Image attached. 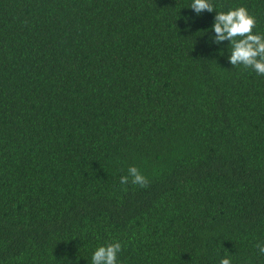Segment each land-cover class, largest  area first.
I'll return each instance as SVG.
<instances>
[{
  "label": "trees",
  "instance_id": "obj_1",
  "mask_svg": "<svg viewBox=\"0 0 264 264\" xmlns=\"http://www.w3.org/2000/svg\"><path fill=\"white\" fill-rule=\"evenodd\" d=\"M209 2L0 0V264H264V75L213 28L264 0Z\"/></svg>",
  "mask_w": 264,
  "mask_h": 264
},
{
  "label": "clouds",
  "instance_id": "obj_2",
  "mask_svg": "<svg viewBox=\"0 0 264 264\" xmlns=\"http://www.w3.org/2000/svg\"><path fill=\"white\" fill-rule=\"evenodd\" d=\"M191 7L199 14L201 10L209 12L214 10L209 0H193ZM255 18L249 15L243 6L227 12H217L216 22L213 25L216 42L230 40L232 52L230 62L233 66L242 64L245 68H253L257 74L264 75V37L252 34L255 26ZM131 182L141 187H147L148 180L140 170L131 166L128 175L120 178L121 184ZM261 254H264V244H257ZM121 251L119 242L109 243L98 247L92 255V264H117V253ZM220 264H230V260L223 258Z\"/></svg>",
  "mask_w": 264,
  "mask_h": 264
}]
</instances>
